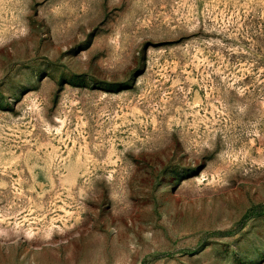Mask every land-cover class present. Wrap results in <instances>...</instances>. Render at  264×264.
Masks as SVG:
<instances>
[{
	"label": "rangeland",
	"instance_id": "rangeland-1",
	"mask_svg": "<svg viewBox=\"0 0 264 264\" xmlns=\"http://www.w3.org/2000/svg\"><path fill=\"white\" fill-rule=\"evenodd\" d=\"M0 264H264V0H0Z\"/></svg>",
	"mask_w": 264,
	"mask_h": 264
}]
</instances>
